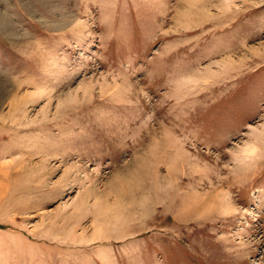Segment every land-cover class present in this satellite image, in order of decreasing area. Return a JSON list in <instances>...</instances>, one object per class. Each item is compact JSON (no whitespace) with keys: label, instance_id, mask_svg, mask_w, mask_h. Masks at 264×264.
<instances>
[{"label":"rangeland","instance_id":"374dc122","mask_svg":"<svg viewBox=\"0 0 264 264\" xmlns=\"http://www.w3.org/2000/svg\"><path fill=\"white\" fill-rule=\"evenodd\" d=\"M0 264H264V0H0Z\"/></svg>","mask_w":264,"mask_h":264},{"label":"bare ground","instance_id":"6f19581e","mask_svg":"<svg viewBox=\"0 0 264 264\" xmlns=\"http://www.w3.org/2000/svg\"><path fill=\"white\" fill-rule=\"evenodd\" d=\"M252 151H253V150H252ZM218 190H219V189H218ZM218 190H217V192L219 193L220 190H219V191H218ZM223 193H224V192H223ZM223 193H222V194H223ZM222 194H218V196L221 195L220 197H222ZM223 195H224V194H223ZM223 199H224V197H223ZM224 200H226V201L228 202V201H229V198L227 199V197H226V199H224ZM231 203H232V202H231ZM228 204H229V203H228ZM229 208H230V207H229ZM231 209H232V208H231Z\"/></svg>","mask_w":264,"mask_h":264}]
</instances>
